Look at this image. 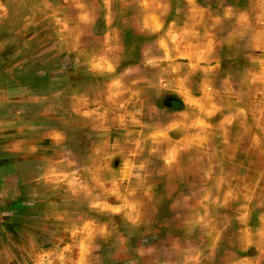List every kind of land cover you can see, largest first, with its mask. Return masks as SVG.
<instances>
[{"label":"rangeland","instance_id":"obj_1","mask_svg":"<svg viewBox=\"0 0 264 264\" xmlns=\"http://www.w3.org/2000/svg\"><path fill=\"white\" fill-rule=\"evenodd\" d=\"M198 1L26 0L32 33L0 36L48 94L50 253L34 264L264 254V0ZM198 5L218 46L190 45Z\"/></svg>","mask_w":264,"mask_h":264},{"label":"crops","instance_id":"obj_2","mask_svg":"<svg viewBox=\"0 0 264 264\" xmlns=\"http://www.w3.org/2000/svg\"><path fill=\"white\" fill-rule=\"evenodd\" d=\"M184 1L188 8L199 2ZM0 4V36L32 33L33 12H27L26 0H0ZM202 8L185 13L190 45L218 46L224 31L217 26L218 18ZM208 18L214 21L217 36L209 41L203 40L209 34L204 27ZM31 66V52L28 58L15 61L0 56V264H34L36 255L50 253L45 228L51 206L43 197L49 195V172L42 169L49 161L48 94L35 90L39 81ZM59 243L51 240V244ZM236 260L235 264H264V254Z\"/></svg>","mask_w":264,"mask_h":264}]
</instances>
